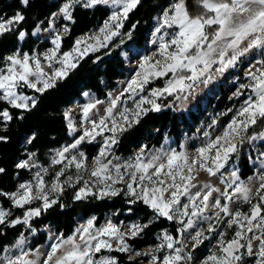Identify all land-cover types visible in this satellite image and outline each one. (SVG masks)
I'll return each mask as SVG.
<instances>
[{"label": "snow or ice", "instance_id": "snow-or-ice-1", "mask_svg": "<svg viewBox=\"0 0 264 264\" xmlns=\"http://www.w3.org/2000/svg\"><path fill=\"white\" fill-rule=\"evenodd\" d=\"M19 2L25 8L31 4V0H19ZM141 3L142 0H66L61 5L59 12L52 13L49 25L52 30H55L57 16L74 22L73 11L76 6L84 9L109 4L117 8L122 6V11H113L109 19L104 22V26L99 29V32L104 34L103 41H110L120 34L119 29L124 27L123 20L127 19L128 14ZM198 3L205 11L196 16L190 15L186 0H178L163 10L162 23L156 31L159 32L160 28L164 27L169 29L175 27L178 28V31L171 36L170 40L160 42L159 54L162 60L157 59L152 62L151 56H144L143 63L140 64V71L136 73L135 78L128 82L125 91L132 93L134 108L125 106L118 115H114L113 110L117 107L119 100H113L111 106L106 109L107 116L100 118L98 122L93 120L92 129L86 130L71 145L59 150L52 161L54 164H59L67 159L68 163L65 167L74 164L77 170L84 169L86 171L87 157L83 152L78 151V146L85 140V137L95 139L104 131L112 133L111 136L105 138L104 146L100 149L99 156L95 158V166L90 172V176L95 177L97 182L105 184V187L98 191L99 198L120 195L124 189L114 188L113 185L124 182L126 184L125 195L134 197L130 203L142 201L158 217H165L170 221L177 220L183 225L177 229L179 239L167 231L163 233L162 242L155 251L167 248L171 250L167 255L160 257L154 252H136L137 256L150 257L151 264H197V258L193 254L194 250L210 237L204 235V228H199L187 236L184 234L187 229H192L196 224L193 217L202 223L207 222L209 233L218 231L211 223L213 216L205 215V212L209 208V198L213 191L219 190L211 188L208 184L198 187L193 183L196 179L195 174L206 171L209 175L215 176L220 169L224 168L230 154L237 152L238 145L233 142L236 137L241 138L239 145L242 146L249 127L257 124L258 121L264 122V67H262L256 72L246 73V76L251 77L252 83L247 86L240 85V88L249 87L251 89V93L239 110V116L244 119H233L221 135L216 136L215 139H209L206 144L197 148L196 156L192 157L186 151L178 153L174 149L168 151L162 149L145 158L144 148L147 146H144L141 153L134 156L131 162L115 165H112L111 160H108L107 163L103 162V158L108 155L110 146L118 142L117 133L127 132L139 124L149 112L161 111L162 105L157 103L159 97L175 94V99L179 100L181 94H185L183 99L187 100L188 96L192 94L194 86L199 83H207L211 79L208 73L213 64L219 62L222 67L217 71L223 72L229 66H234L240 57L250 49L264 48V0H198ZM25 19L26 16L20 11L7 18L3 13H0V37L16 32L18 39L23 40L27 32L20 30L19 25ZM206 29H211V31ZM41 30L37 27L36 32ZM63 31L67 33L69 28L64 25ZM164 35L167 36L168 33L165 32ZM249 37L252 39L249 40ZM85 39L87 38L77 39L71 51L64 52L57 58L62 40V36L57 34L52 41L56 47L50 53L44 54V59L48 61L49 72L44 71L39 56L32 57L27 53L21 55L17 51L4 58L7 71L5 73L3 69H0V103L6 102L8 106H0V143L9 141V137L4 134L7 132L8 126L15 120H24L25 114L30 113L39 103L38 97L19 91L20 88H30L36 93L43 94L47 90L55 88L58 81L66 79L69 73L79 66V60L83 59L89 48L91 51H98L99 47L106 46L100 36H96L95 44L89 45V48L81 51L80 45ZM245 41H248L247 45L241 48ZM153 42L155 43V41ZM172 45H175V51H169ZM218 49L219 61L214 59ZM229 50L232 55L225 61L224 57L227 56ZM54 60L60 65L59 67L53 68L52 61ZM30 61H34V64ZM258 63L264 65V59ZM168 73H172L173 76L166 81L165 87L152 89L149 93L152 98L141 96L139 101H135V96L144 90V86L149 83L150 78L167 76ZM237 94L241 95L242 93L238 90ZM85 95L88 94L85 93ZM100 103L102 101L95 100L86 105L83 109L85 118ZM13 110L18 111L14 112ZM65 116L68 117L69 113L66 112ZM106 121H110V127ZM69 127L74 129L71 122ZM98 128L99 131H97ZM205 135L208 134L205 133ZM33 139H35L34 136L28 140V143H31ZM249 139H255V137H249ZM70 149H76L77 152L69 159L65 153H68ZM33 156L35 153L30 154L28 159L19 161L15 165L16 168L30 169L36 166L34 163L30 164ZM113 169L115 175L112 174ZM122 169L128 172L127 180H125ZM4 172L5 169L0 167V174ZM61 176H64L63 169L56 173L55 180L49 187L40 171H37L34 182L20 184L14 193H0V195L7 196L16 208L24 209L22 217L9 219L12 216L11 209L5 210L0 205V225L7 222L8 226L25 224L31 228L34 218L40 217L42 212H47L53 205L59 203V196L50 198L49 192L62 193L65 183L74 186L71 176L66 177L63 182L59 179ZM232 177L228 187H232L233 184L236 187L231 194L224 192L220 197L213 199L212 207L218 209L213 215L219 221L220 213H224L230 217L227 221L228 226L236 225L240 230H237L233 238L227 241L224 240V233L219 232L218 245L221 254L213 252L199 260L198 264H246V259L253 256L257 257L254 264H264V203L253 204L249 214L239 211L232 213L227 204H221V199L231 201L233 196L239 194L243 201L250 202L252 193V190L245 186L243 181L236 183L240 180L237 171L232 172ZM260 180L261 183L256 194L259 201L264 202V195L260 194L264 191V176H261ZM81 181H83V186L74 196L75 200L84 199L88 195H97V192L92 191V188L89 187V180L77 176L76 183ZM34 188L36 189L35 195L33 194ZM193 188H197L195 193L192 192ZM202 189H208V191L202 195ZM166 193L169 194L167 197ZM182 197L186 198V202H181ZM34 201H40V206L32 207ZM60 206L63 207V204ZM184 217H188L186 223ZM94 220L95 218L89 219L86 226L81 225L76 229L80 243H77L75 234L67 238H58V241L51 245L50 251L44 255L42 261L39 257V250H37V259L27 258L29 253L24 250L25 239L21 238L14 245L16 249L20 250L19 254L5 255L0 264H118V258L115 256L102 257L99 260H95L94 256L102 249L129 252L130 245L125 239L128 233H122L111 222L93 232ZM150 223L151 221H149ZM148 226V224L143 226L133 224L131 237L135 238ZM249 233L252 235H247ZM104 236L116 238L119 241V246L113 248L109 240L101 239ZM254 240L259 242L255 251ZM177 244L182 246L177 247ZM66 245L70 246L68 250L57 256V252ZM5 251L9 250L5 249Z\"/></svg>", "mask_w": 264, "mask_h": 264}, {"label": "rangeland", "instance_id": "rangeland-1", "mask_svg": "<svg viewBox=\"0 0 264 264\" xmlns=\"http://www.w3.org/2000/svg\"><path fill=\"white\" fill-rule=\"evenodd\" d=\"M65 2L66 0H60L59 8L53 13L59 12L61 5ZM176 2H178V0L168 1L159 9L151 25L148 41L144 46H138L135 43H131V36L128 33H124L122 31L123 28L119 29L120 34L118 36L113 37L110 41H103L104 34L100 33L99 29L104 26V22L109 19L113 11H122V6L117 8L111 4L106 5L109 7V15L104 18L99 23V25L95 26L88 32L80 35L77 39L87 38L80 45L81 51H83L85 48H89V45H94L96 36H100L101 40L106 45L105 47H99L98 51H91V49L89 48L85 56L90 53H97L99 51H102L105 48H108L109 46L113 47V51H116V49H118L127 64L125 75L118 78L115 84L111 87L106 84V81H104L105 86H107L106 94L101 95L93 89H88L83 92L81 98L75 100L72 104L66 106L65 113H69V116L67 117V123L69 125L71 122V124L74 126V129L69 127L70 139L65 143L56 146L46 152L44 160L40 159L38 152L26 149L25 152L27 153V156L24 158H20L17 163L21 160L28 159L30 154L35 153V156H33L30 160V164L34 163L36 166L31 167L30 169H24V171H28V175L18 177V185L14 191L3 193H14L18 190L20 184L27 183L30 181L34 182L35 174L37 171H40L41 175L44 177L46 185L50 187L51 183L55 180L56 173L63 169L64 176H61L59 178L60 181L63 182L65 181L66 177L71 176L73 178L72 185H74L70 186L69 184L65 183L63 184L64 190L67 188H75L77 193L80 187L83 186V181H81L80 183H76V177L81 176L83 177V179L89 180V187L92 188V191L97 192V195L95 196L99 197L98 191L99 189L105 187V184L97 182L95 177L90 176V172L95 166V158L99 156L100 149L104 146L105 138L111 136L112 133L104 131L101 135L96 136L95 139L85 137V140L78 146V151L83 152L87 157V160L85 161V166L87 169L86 171L84 169L77 170L74 164L69 167H65V165H67L68 163L67 159L64 160L62 163L54 164L52 162L53 158L56 157V154L59 150H62L64 147L71 145L77 138L83 135L86 130L90 131L92 129L93 120L98 122L100 118L107 116L106 109L111 106L113 100H119L117 107L113 110L114 115H118L119 111H121L125 106L129 108H134V100L131 98L132 93L125 91V89L127 88L128 82L135 78L136 73L140 71V64L143 63L144 56H151L152 62H155V60L157 59L162 60V57L159 54L160 42L170 40L171 36L178 31V28L173 27L169 29L167 27H164L160 28L159 32H157L156 29L162 23L163 10H165L171 4ZM51 16L52 14L47 20L39 24L38 27L42 29L40 32H36L37 28L34 30V36L38 40V43L36 44L32 52L23 49V44L28 38L27 34L23 40L18 39L17 46L9 50L5 54L4 58L8 55L14 54L17 51H19L21 55L27 53L29 56L32 57L39 56L44 71L49 72L50 69L48 67V61L44 59V54L50 53V51L56 47L52 43V41L57 34L63 37L65 34L68 33H64L63 26L66 25L68 28H70V25L73 22L66 19H62L61 17L57 16L55 30H52L49 25ZM5 18L7 17L5 16ZM125 20H123V24H125ZM165 32L168 33L167 36L164 35ZM251 39L252 38L249 37V40ZM153 41H155V43ZM247 43L248 41H245L244 44L241 45V48L245 47ZM60 50L61 46L59 51L57 52V58H59L63 54ZM175 50V45H172L169 48V51ZM231 55L232 52L231 50H229L227 56L224 57L225 61H227L231 57ZM4 58L0 62V69H3L6 73L7 67ZM214 59L219 61V49L214 55ZM262 59H264V48H252L244 56L240 57V59L236 62L234 66H229L223 72L217 71V69L222 67L219 62L213 64L208 73V75L211 76V79L207 83H199L198 85L194 86L192 94L188 96L187 100L183 99V96L185 94H181V99L179 100L175 99V94L173 96L165 95L163 97H159L157 99V103H161L162 109H172L174 112H177L180 115L181 119L183 118L184 114L188 116L186 120L187 123H181V130L179 135H170L165 132V136L159 144H155L151 148H144V146H147L148 144L147 137H155L158 134V128H154L151 132L147 133V137L145 136L141 140L139 146L133 147L128 153H123L118 150V142L115 145H111L108 149V155L103 158V162L107 163L108 160H111L112 165H115L117 163L131 162L134 156L141 153L142 148H144L145 158L150 156L152 153L158 152L162 149L164 151L174 149L178 153L186 151L190 156H196V149L206 144L209 139H215L216 136L221 135L222 132L225 130L226 126L231 123L233 119H244V117L239 116V110L241 109V106L244 105L245 100L251 93V89L249 87L240 88V85L247 86L252 83L251 77L246 76V73L249 71L256 72L258 69L264 67V65L258 63V61ZM30 63L34 64V61H30ZM52 65L53 68L60 66L56 63L55 60L52 61ZM172 76V73H168L167 76H162L159 78H150L149 83L144 86V90L142 92H139V94L135 96V101H139L141 96H149V93L152 89L165 87L166 81L171 79ZM238 90L240 93H242L241 95L237 94ZM19 91L28 95L36 96L34 93L27 92L26 87L20 88ZM85 93H87L88 95H85ZM149 98L152 97L149 96ZM95 100L102 101V103L97 104L96 107L88 113L87 118H85L83 112L84 107ZM145 107L148 106L145 105ZM192 113L196 114L198 120H195V118L192 117ZM106 123H108L109 127L111 126L110 121H106ZM261 123V121H258L257 124L249 127L247 134H245L244 136V143L242 146L239 145V141L241 138L236 137L233 142L237 143L238 145L237 152L230 154L229 159L225 163L224 168L220 169V171L217 172L215 176L209 175L206 171H200L198 174H195L196 179L193 181V183L196 184L198 187H202L204 184H208L211 186V188L219 190L213 191L212 196L209 198V208L205 212V215L213 216L211 223L215 225L218 231L209 233L207 231V222L202 223L197 218L193 217V219L196 220V224L192 229H187L184 234L185 236H187L189 233H194L199 228H204V235L210 237V239L204 240V243L199 245L194 250L193 254L197 258V264L199 260L204 259L206 256L212 254L213 252L221 254L219 252L218 245V240L220 238L219 232L224 233V240L227 241L233 238L237 230H240L236 225H232L231 227L228 226L227 221L230 219V217L226 216L224 213H220V218L218 221L213 215L215 212L218 211V209L212 207V201L214 198L220 197L221 193L224 192L231 194L234 188L236 187L235 184H233L232 187H228V184L233 179L232 172L234 170L237 171V175L240 178V180L236 183L238 184L240 181H243L245 186L249 187L252 190L250 202L243 201L240 195L236 194L235 196H233L231 201L221 199V204H227L229 210L232 213L239 211L244 214H249L251 206L253 204H256L258 202L264 203L259 201V197L256 194L259 190V186L261 183L260 177L264 176V125L261 126ZM255 127H260V130L253 134L252 131ZM97 131H99V128L97 129ZM205 133H207L208 135L206 136ZM119 135L120 133H117V141H119ZM253 136L255 137V139H249V137ZM29 139L30 137L25 138L26 145H28ZM90 142H95L98 145L97 150H95L94 152H88L87 149L84 148V144ZM76 152V149H70L68 153H65V156L70 159L72 155L76 154ZM77 158L79 159V156ZM243 161L248 162L249 164L248 175H243ZM121 171L125 176V180H127L128 172L124 169H122ZM112 174L115 175L114 169L112 171ZM113 187L124 189V192H126V184L124 182L115 184L113 185ZM137 191H139V189H137ZM196 191L197 188L192 189L193 193H195ZM207 191L208 189H202V195L204 192ZM33 194H36L35 188L33 189ZM260 194L264 195V191H262ZM49 195L51 198L56 195L60 196V193L58 194L54 192H49ZM165 195L167 197L169 194L166 193ZM89 196L93 195H88L87 197ZM181 202H186V198L182 197ZM197 203L199 204V201H197ZM40 204V201H34L33 205L31 206L36 207L40 206ZM0 205H2L5 210L11 209V212H13V207L4 205L2 201H0ZM125 215L126 212L124 214H121L120 212L114 210L108 211L105 213L104 220L100 224L97 223V215L95 214L87 217L78 216V224L74 231L69 235H64L62 232H59L56 227L50 223L45 224L41 228H37L32 225L31 228H29L28 225H25V232L20 235L13 243L5 246V248L0 252V262H2V258L5 255L19 254L20 250L16 249L14 245L21 238L25 239L24 250L29 253L27 258L33 260L37 259V250H39V257L41 261L43 260L44 255L50 251L51 245L58 241V238H67L75 234L77 236V243H80L79 234L76 233V229H78L81 225L86 226L87 221L92 218H95L94 227L92 229L93 232H95L97 229L105 227L108 222H111L112 224L116 225V227L122 233H128V235L125 236V239L130 245V251L124 254H127L129 258H137L143 263L151 264L150 257L143 255L137 256L136 252H154L155 255L163 257L171 251L167 248L160 251H155L157 249V246L162 242V236L166 230L158 232L146 245H143L141 247L132 245L128 241V238L131 237L130 233L133 230L132 225L138 224L142 226V224L138 219H129ZM22 216L23 215L17 217ZM184 220L186 223L188 217H184ZM41 232H46V241L34 245L35 241L39 238ZM140 233L138 235H140ZM247 235L252 234L249 233ZM101 239L109 240V242L112 243L113 248L119 246V241L114 237L104 236L101 237ZM177 239H179V237ZM258 243V241H253L254 251L256 250V245H258ZM176 246L181 247L182 245L177 244ZM69 247L70 246L66 245L59 252H57V256L62 255L65 251L68 250ZM5 249H8L9 251H5ZM107 256H115L118 258L114 251L102 249L100 253L95 254L94 259L99 260L100 258ZM255 259H257V257L255 256L247 258L246 264H254Z\"/></svg>", "mask_w": 264, "mask_h": 264}, {"label": "trees", "instance_id": "trees-1", "mask_svg": "<svg viewBox=\"0 0 264 264\" xmlns=\"http://www.w3.org/2000/svg\"><path fill=\"white\" fill-rule=\"evenodd\" d=\"M171 0H142L141 5L128 14L122 31L131 36V43L144 46L149 37L151 25L159 9ZM189 13L192 16L204 13L198 0H186ZM60 6V0H31L29 7H23L19 0H0V13L4 16H12L20 11L26 16L25 21L19 25L20 30H26L28 38L23 44V49L32 52L38 43L34 36V30L39 24L47 20L50 15ZM109 15V7L99 5L95 8L84 9L76 6L73 11L74 22L71 23L69 31L62 37L61 53L67 52L74 47L77 38L99 25ZM215 27V26H213ZM211 31V29H206ZM18 34L7 33L0 37V62L5 54L17 46ZM112 46L97 53H90L79 61V66L72 70L68 77L58 81L55 88L47 90L43 94L36 93L33 89L26 88L29 93H34L39 98V103L30 113L25 114L24 120L13 121L4 133L9 137L7 143H0V167L5 169L0 174V193L12 192L17 188L18 177L27 176L28 171L16 168L17 161L27 156L26 149L38 152L40 159H45V153L50 149L59 146L70 139V129L65 116V107L82 97L83 92L93 89L99 94H106L104 81L108 86H113L116 80L125 75L126 61L120 51H113ZM0 106L7 107L6 102ZM18 111V110H13ZM192 117L198 120L195 113ZM188 116L184 114L181 119L177 112L170 108L162 109L160 112L151 111L144 116L140 123L119 135L118 150L128 153L135 146H139L141 140L154 128H158L155 137H147V148L159 144L165 132L178 136L181 130V123L186 122ZM187 123V122H186ZM264 122L261 123V126ZM260 127H255L252 133H256ZM35 137L31 143L25 144V138ZM28 146V147H27ZM88 152L97 150L95 142L84 144ZM243 175H248V162H244ZM75 188H67L59 196V203L53 205L47 212H42L40 217L32 220L31 225L37 228L50 223L59 232L69 235L78 224V216L97 215V223H102L105 213L111 210L121 214L126 212L129 219H138L142 226L148 224L140 235L135 238H128V241L137 247L148 244L152 238L164 230L178 238V228L182 225L177 220H168L165 217H158L152 209L142 201L130 203L134 197L125 195L122 191L117 196H89L81 200H75ZM0 201L6 206L13 207L12 216L16 218L24 214V209L16 208L7 196L0 195ZM63 204V207L60 205ZM26 208L28 206H25ZM149 221L151 223L149 224ZM26 230L25 224L14 227L6 224L0 225V252L5 246L13 243ZM46 232H41L34 245L46 241ZM118 256V264H146L137 258H129L127 254L115 252Z\"/></svg>", "mask_w": 264, "mask_h": 264}]
</instances>
